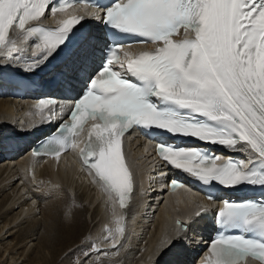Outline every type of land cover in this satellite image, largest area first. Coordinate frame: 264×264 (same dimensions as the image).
Returning <instances> with one entry per match:
<instances>
[{
    "label": "snow or ice",
    "instance_id": "6c2138e0",
    "mask_svg": "<svg viewBox=\"0 0 264 264\" xmlns=\"http://www.w3.org/2000/svg\"><path fill=\"white\" fill-rule=\"evenodd\" d=\"M50 2L0 0V48L14 44L8 39L10 29H19L25 39L33 36L36 30H25L26 25L41 21ZM65 7L59 5L52 11H64ZM94 16L97 14H90ZM85 18L67 19L56 32L45 34L43 43L37 45L44 55L25 70H33L47 60L73 26ZM103 20L140 34L146 39L134 43H151L155 49L135 58L124 52V58L119 59L121 46L114 47L108 64L75 103L71 124L62 126L64 134L56 141L59 148L51 152L34 150V156H59L62 150L76 146L73 138L87 120L98 121L91 125L86 147L80 149L82 162L110 198L113 194L118 198L122 208L133 192V175L122 154L121 138L133 126L158 128L230 149L243 144L264 158V0H116L105 10ZM181 29L183 38L174 41L172 37ZM114 64H119V70H114ZM127 74L147 86L126 79ZM150 97L187 109L188 113L161 110ZM39 107L47 104L41 101ZM198 116L221 127L198 122ZM157 152L167 165L205 183L216 180L225 187L264 183V177L257 181L246 171L247 163L238 165L230 158L206 156L196 148L158 144ZM171 183L173 188L179 186L177 181ZM207 199L214 201L211 196ZM205 208L198 209L196 215ZM192 217L180 222L174 237L161 242L159 254L171 248L174 241L187 242ZM218 217L264 230V204L225 200ZM123 231L121 227L116 229L119 234ZM116 243L114 239L112 246ZM249 255L264 264V242L221 233L211 244V255L201 264H241Z\"/></svg>",
    "mask_w": 264,
    "mask_h": 264
},
{
    "label": "bare ground",
    "instance_id": "6f19581e",
    "mask_svg": "<svg viewBox=\"0 0 264 264\" xmlns=\"http://www.w3.org/2000/svg\"><path fill=\"white\" fill-rule=\"evenodd\" d=\"M83 24L90 31L101 30L93 19H85ZM27 41L24 36L16 38L14 45L19 55L27 56ZM6 45L8 49L13 44ZM96 48L92 38L85 39L54 67L53 70L63 74L62 81L71 90L77 87L79 74L96 63ZM4 52L7 50L0 52V61ZM1 83L0 93L8 87ZM42 115V111L30 109L27 99L0 96V138H15L21 134L18 129L29 128ZM2 147L0 143V198L4 196L0 203V264H45L49 250L54 254L57 247H62V256H66L67 251L88 237V229L94 222L89 237L95 248L105 251V256L91 264H188L185 257L199 250L198 244L195 246L191 240L188 245L174 241L171 248L159 254L161 242L177 234L172 227L176 213L186 215L195 200L180 192L163 199L154 188L156 178L146 182L145 190L138 188L137 196L125 209H116L89 172L78 169L66 155L61 159L30 161L22 155L7 158ZM130 149L133 158L141 155L143 160L135 161L137 178L143 177L141 169L146 171L144 177H148V172L153 176L160 171L151 155L147 151L142 153L145 148L131 145ZM49 200L52 201L43 211L42 221L38 219L37 208ZM117 227L124 229L122 234L116 232ZM41 228L43 232L39 233ZM36 235L40 237V247L33 244Z\"/></svg>",
    "mask_w": 264,
    "mask_h": 264
},
{
    "label": "rangeland",
    "instance_id": "374dc122",
    "mask_svg": "<svg viewBox=\"0 0 264 264\" xmlns=\"http://www.w3.org/2000/svg\"><path fill=\"white\" fill-rule=\"evenodd\" d=\"M4 195H7V194L5 193ZM3 198H4V196H3ZM3 198H0V203L2 202ZM50 201H52V200L47 201L45 204L41 203V206H38V208H37L38 219H41L43 221V219H44L43 215H42L43 211L46 210L48 203H50ZM37 203H39V202H37ZM42 206H45V207L43 208ZM68 217H69V215L66 216L64 219H67ZM94 225H95V222L89 227L88 232H87L88 237L86 239H84L83 241H80L75 247H73V249H70L69 251H67L65 253L66 256H64V255H63L64 257L62 256V247H57L55 249L56 253H54V254L51 252V250H49L50 254L48 255V258L46 259L45 264H91V263H98V261L103 256H105V251L102 252L101 249L95 248L94 247L95 242L91 240V237H89L90 234H91V236L93 234L92 228ZM42 232H43V228H41L39 233H42ZM16 234L17 233H15V235ZM39 236H40V234H39ZM39 236H37V235L35 236L34 239H37V240H35L33 243L34 245H36L38 247H40V239H39L40 237ZM11 239L12 238H10V240ZM88 253H91L92 255L89 256ZM36 255L37 254H35L33 257L35 258ZM54 258H57V259H54ZM24 264H29V263L24 262ZM99 264H100V262H99ZM101 264H103V262Z\"/></svg>",
    "mask_w": 264,
    "mask_h": 264
}]
</instances>
